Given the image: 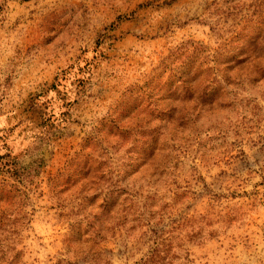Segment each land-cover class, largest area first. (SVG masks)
<instances>
[{"label": "rangeland", "instance_id": "rangeland-1", "mask_svg": "<svg viewBox=\"0 0 264 264\" xmlns=\"http://www.w3.org/2000/svg\"><path fill=\"white\" fill-rule=\"evenodd\" d=\"M0 264H264V0H0Z\"/></svg>", "mask_w": 264, "mask_h": 264}]
</instances>
